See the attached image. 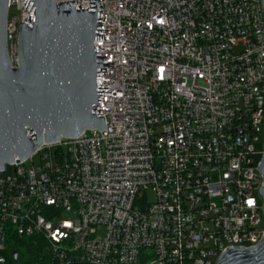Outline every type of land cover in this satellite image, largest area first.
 <instances>
[{"label":"built area","instance_id":"2783aa9c","mask_svg":"<svg viewBox=\"0 0 264 264\" xmlns=\"http://www.w3.org/2000/svg\"><path fill=\"white\" fill-rule=\"evenodd\" d=\"M101 4L98 29L109 30L96 46L108 53L98 56L114 62L102 79L111 96L99 101L106 129L44 143L7 165L0 264L19 261L24 238L44 241L35 264H217L229 248L258 246L263 0ZM28 16L23 0H9L13 66Z\"/></svg>","mask_w":264,"mask_h":264},{"label":"water","instance_id":"95a60500","mask_svg":"<svg viewBox=\"0 0 264 264\" xmlns=\"http://www.w3.org/2000/svg\"><path fill=\"white\" fill-rule=\"evenodd\" d=\"M28 16L20 27L17 65L7 42L9 0H0V174L7 165L25 162L44 143L105 130L99 101H104L108 73L101 0L90 7L76 0H23ZM264 5V0H263ZM259 169L264 179V157ZM264 199V186L261 188ZM17 260L18 252L14 253ZM67 264H84L72 260ZM217 264H264V236L253 248L227 249Z\"/></svg>","mask_w":264,"mask_h":264},{"label":"trees","instance_id":"16d2710c","mask_svg":"<svg viewBox=\"0 0 264 264\" xmlns=\"http://www.w3.org/2000/svg\"><path fill=\"white\" fill-rule=\"evenodd\" d=\"M43 245L44 241L41 238H24L16 240L14 248L19 254V261L22 258H25V260H22L24 262L23 264H35L38 261L37 256L39 248H41ZM30 256H32L31 259Z\"/></svg>","mask_w":264,"mask_h":264},{"label":"rangeland","instance_id":"374dc122","mask_svg":"<svg viewBox=\"0 0 264 264\" xmlns=\"http://www.w3.org/2000/svg\"><path fill=\"white\" fill-rule=\"evenodd\" d=\"M87 134L88 135H91L92 132L91 131H87ZM13 173V167H9L8 168V174H12ZM155 200V194L152 190H148L147 191V198H146V201L149 202H153ZM263 226H264V221H263ZM49 251H46L45 253H48ZM32 256H30V259H31ZM22 260H25V258L21 259L20 261L16 262L15 264H23L24 262Z\"/></svg>","mask_w":264,"mask_h":264},{"label":"snow or ice","instance_id":"6c2138e0","mask_svg":"<svg viewBox=\"0 0 264 264\" xmlns=\"http://www.w3.org/2000/svg\"><path fill=\"white\" fill-rule=\"evenodd\" d=\"M248 203H249V205H251L253 203V201L252 200H249Z\"/></svg>","mask_w":264,"mask_h":264}]
</instances>
